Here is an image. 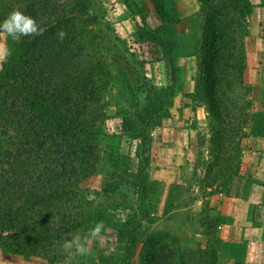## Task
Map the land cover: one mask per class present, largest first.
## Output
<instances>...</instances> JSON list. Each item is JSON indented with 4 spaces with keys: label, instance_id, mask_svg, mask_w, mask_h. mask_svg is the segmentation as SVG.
<instances>
[{
    "label": "trees",
    "instance_id": "16d2710c",
    "mask_svg": "<svg viewBox=\"0 0 264 264\" xmlns=\"http://www.w3.org/2000/svg\"><path fill=\"white\" fill-rule=\"evenodd\" d=\"M198 1L202 25L195 97L205 105L212 131L215 161L208 176L221 174L229 185L241 166L243 140L264 137V107L254 111L252 89L245 83L252 5L249 0ZM78 2L0 0V21L18 9L44 29V35L23 37L19 43L8 37L20 56L0 75V253L38 264H63V242L77 232L86 235L95 223L117 228L83 188L101 163L109 73L105 63L88 54L83 58L90 44L82 46L79 39L85 32ZM61 30L67 33L62 42L56 35ZM165 59L173 84L160 91L159 100L183 92L177 54L165 52ZM142 128L137 132L134 127L130 136L141 138L146 151L145 122ZM141 259V264H216L217 252L184 248L176 235L156 230L148 236ZM98 261L108 264L89 253L75 255L72 264Z\"/></svg>",
    "mask_w": 264,
    "mask_h": 264
},
{
    "label": "rangeland",
    "instance_id": "374dc122",
    "mask_svg": "<svg viewBox=\"0 0 264 264\" xmlns=\"http://www.w3.org/2000/svg\"><path fill=\"white\" fill-rule=\"evenodd\" d=\"M78 1L80 29L85 32L79 39L83 41L82 46L90 44L83 58L88 54L105 63L109 73L104 92L108 118L100 138L101 163L98 172L84 183L83 188L95 206L107 212L117 226L104 228L99 236L93 237L88 253L97 260H108V264H121L127 259H131L130 264L133 260L141 264L148 236L156 231L153 221L163 217V211L171 210L176 200H180L177 201L179 206L187 204L190 195L186 186H175L169 202L163 205L161 185L153 180L146 183V178L151 176V163L161 149V137L167 136L168 131L163 128L172 117L174 105L170 94L158 99L160 91L168 86L166 64L163 63L165 52L170 56L177 54L179 62L195 55L200 44L201 3L197 0ZM0 44L11 50L8 58L0 62L1 75L7 70L5 65L20 55L7 36L0 35ZM249 96L257 106L258 100L264 101V93L261 95L263 100L257 99L259 95L255 92ZM182 109L183 104L181 112ZM143 122L148 126L146 151L141 138L130 136L134 127L137 132L143 130ZM242 150L245 155L253 156L256 151L264 154V137L244 139ZM255 161L256 176L247 162L248 172L244 176L248 182L252 180L264 186V155ZM190 172L193 174L194 170ZM258 190L264 201V187L260 186ZM179 195L186 198L182 201ZM260 210L264 215V205ZM177 218L185 222L190 216L184 211ZM183 240L185 247L196 244L193 240ZM3 262L38 264L20 256L0 253V264ZM98 264L102 262L98 261Z\"/></svg>",
    "mask_w": 264,
    "mask_h": 264
},
{
    "label": "crops",
    "instance_id": "0c3cea01",
    "mask_svg": "<svg viewBox=\"0 0 264 264\" xmlns=\"http://www.w3.org/2000/svg\"><path fill=\"white\" fill-rule=\"evenodd\" d=\"M249 1L252 7L248 15L249 35L245 40V83L252 92L259 95L257 99H262L264 0ZM187 30L184 28L185 32ZM163 63L166 64L168 86H171V65L166 59ZM180 64L183 67V92L174 97L172 117L163 128L168 133L166 137H161V149L156 155L155 165L153 166L154 162L151 163L149 180L158 181L161 185L163 205L169 202L175 186H186L190 195L187 204L179 206L177 201L180 200H176L175 206L167 212L163 211V217L152 226L158 231L176 233L184 248L215 250L216 264H264V215L260 210L264 201L258 190L260 186H264L256 181L248 182L244 176L248 172L246 162L251 164L252 174L256 176L255 160L264 154L256 151L253 156L245 155L242 150L240 169L237 168L229 185L225 184L221 174L218 178L208 176L215 157L210 149L212 131L208 112L205 105L195 97L198 69L196 55L181 59ZM258 101L259 106L254 104L255 112H260L264 107V101H261V107V102ZM185 169L187 172H184ZM192 169L193 174L190 172ZM179 197L182 201L186 198L185 195ZM184 211H187L190 218L180 222L177 215ZM183 239L193 240L196 244L194 247H185ZM240 246L242 249H239ZM132 264L139 263L133 260Z\"/></svg>",
    "mask_w": 264,
    "mask_h": 264
},
{
    "label": "clouds",
    "instance_id": "9594fccd",
    "mask_svg": "<svg viewBox=\"0 0 264 264\" xmlns=\"http://www.w3.org/2000/svg\"><path fill=\"white\" fill-rule=\"evenodd\" d=\"M0 35L7 36L11 40L19 43L23 37L44 35V29L39 26L33 17L26 15L18 9H13L3 21H0ZM56 35L62 42L67 33L61 30ZM10 54L11 50L3 44H0V62H4ZM103 229L104 224L101 221L95 223L86 235L81 236L77 232L71 239H66L62 244V248L66 254V259L63 261V264H72V259L75 255H87L89 251L87 247L89 237L99 236ZM73 249H75L74 253L72 251Z\"/></svg>",
    "mask_w": 264,
    "mask_h": 264
}]
</instances>
